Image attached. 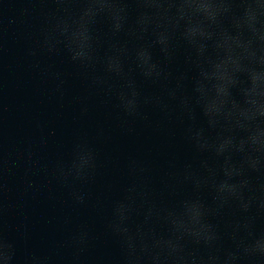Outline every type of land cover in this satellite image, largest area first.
<instances>
[{"label": "clouds", "instance_id": "obj_1", "mask_svg": "<svg viewBox=\"0 0 264 264\" xmlns=\"http://www.w3.org/2000/svg\"><path fill=\"white\" fill-rule=\"evenodd\" d=\"M54 2L64 14L51 16L39 53L63 52L94 73L89 85L103 87L128 122L159 129L163 121H178L192 150L178 170L174 157L167 161L189 191L165 183L164 201L136 182L146 165L128 158L132 179L111 202L104 224L119 245L118 264L264 261V229L255 227L264 215V0H76L74 13L68 11L73 0ZM180 53L184 67L173 72ZM28 55L36 57L37 48ZM55 78L60 88L63 73ZM149 108L159 120L150 119ZM123 131L134 128L129 123ZM96 168V153L83 140L56 174L71 188L89 182ZM70 195L77 205L87 202L86 192ZM88 238L86 227L70 237L75 255ZM15 257L14 242L0 232V264H15ZM29 264L46 258L32 256Z\"/></svg>", "mask_w": 264, "mask_h": 264}, {"label": "water", "instance_id": "obj_2", "mask_svg": "<svg viewBox=\"0 0 264 264\" xmlns=\"http://www.w3.org/2000/svg\"><path fill=\"white\" fill-rule=\"evenodd\" d=\"M68 11H77L76 0ZM135 11L132 5L130 17ZM53 14H64L54 0H0V232L15 244V264H29L32 256L46 258V264H118L119 245L104 224L111 202L132 179L125 168L128 158L146 165L148 172L135 180L164 201L165 183L177 192L189 191L175 172L191 159L192 150L178 121H163L159 129L128 122L103 87L89 85L94 73L70 63L63 52L39 53L38 42ZM33 48L36 57L28 55ZM37 61L39 67H34ZM183 67L180 53L170 68L176 72ZM57 71L65 81L60 88ZM143 88L156 91L151 85ZM146 111L150 119H160L152 109ZM129 123L134 131L126 134L123 128ZM83 140L93 147L97 168L89 182L70 188L58 179L56 167L67 163L73 146ZM173 157L176 170L167 168ZM73 189L87 193L86 204L73 201ZM81 227L88 229L89 238L77 256L70 237ZM255 227L264 229V215ZM241 264L264 261L251 257Z\"/></svg>", "mask_w": 264, "mask_h": 264}]
</instances>
